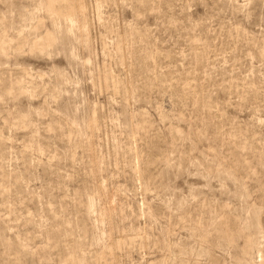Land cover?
Here are the masks:
<instances>
[{
	"label": "rangeland",
	"instance_id": "1",
	"mask_svg": "<svg viewBox=\"0 0 264 264\" xmlns=\"http://www.w3.org/2000/svg\"><path fill=\"white\" fill-rule=\"evenodd\" d=\"M0 264H264V0H0Z\"/></svg>",
	"mask_w": 264,
	"mask_h": 264
}]
</instances>
